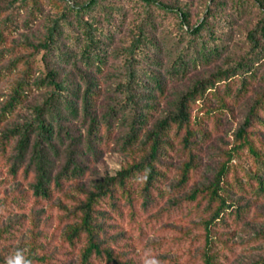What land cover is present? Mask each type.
I'll return each mask as SVG.
<instances>
[{"label":"trees","instance_id":"obj_1","mask_svg":"<svg viewBox=\"0 0 264 264\" xmlns=\"http://www.w3.org/2000/svg\"><path fill=\"white\" fill-rule=\"evenodd\" d=\"M63 1L65 8L49 19L44 38L31 44L33 50L43 52L38 84L46 92L43 99L32 106L30 116L23 123L4 134L5 141L17 137L10 172L32 176L33 194L51 198L63 189L66 181L85 175L88 164L97 159L104 144L99 138L102 127L110 130L113 119L121 117L126 123L124 145L133 146L143 133V146H148L149 150L141 160L128 164L114 175L99 178L83 192L84 197L75 211L79 220L66 233L67 241L81 246L80 264H132L112 247L113 240L122 236L107 230L113 215L121 222L128 219L143 233L196 202L199 205L205 202L209 213L204 220L205 263L220 264L218 253H211L212 228L228 224L229 220L238 225L250 212L248 205H235L225 196L229 164L222 163L208 185L195 187L186 198L160 207L166 192L163 155L171 147L169 135L173 132L187 158L178 180L168 188L171 192L186 189L198 172L197 140L207 134L199 117L198 102L206 104L209 95L218 94L222 88H231L233 84L238 85V96L244 98L253 91L256 82H264V69L260 71L264 67V8L259 9L257 21L247 30V47L235 63L228 69L218 67L207 75L196 76L179 91L173 107L142 132L148 121V110L155 106L152 102L166 94L169 81L184 80L193 69L214 63L223 56L228 43L220 27L232 29L235 21L208 10L192 25L190 16L183 10L178 12L157 0H135L141 7L137 23L131 35L114 49L116 36L127 17L126 7L111 0ZM4 2L13 7L24 0ZM256 5V0H236L234 16L242 17ZM172 12L179 20L173 49V53H177L166 63L161 44L153 39L152 32L157 15L167 16ZM66 35L73 38L75 45L69 51L61 45ZM111 47L120 57L115 76L116 90L121 97L109 106L100 120L93 112L94 102L98 95V78L107 65ZM58 62L69 66L68 72H63ZM28 75V71L25 72L22 84L12 90L2 117L14 112L24 101ZM207 114L212 116L216 111L208 110ZM257 127H264V87L252 98L236 131L239 146L248 149L258 167L254 172L242 169L245 182L234 177L235 186L241 192L264 200V155L254 141ZM122 200H125L124 206ZM254 264H264V257Z\"/></svg>","mask_w":264,"mask_h":264},{"label":"rangeland","instance_id":"obj_2","mask_svg":"<svg viewBox=\"0 0 264 264\" xmlns=\"http://www.w3.org/2000/svg\"><path fill=\"white\" fill-rule=\"evenodd\" d=\"M111 1L127 9L125 23L113 45L115 49L131 35L141 7L135 0ZM157 1L178 12L185 11L190 16L192 25L197 24L211 10L219 16L232 18L235 27H220L226 33L223 37L228 43V49L219 60L193 69L184 80L169 81L166 94L152 102L155 106L148 110V121L142 132L151 128L155 120L173 107L179 91L196 76L207 75L218 67L228 69L235 63L247 47V30L257 21L259 9L264 8V0H256L257 5L252 10L237 17L233 12L236 0ZM64 8L63 0H24L13 7L6 6L4 0H0V264H5L6 257L17 249L24 250L34 264H80L81 246H73L67 241L66 233L79 220L75 211L84 197L83 192L91 188L99 178L114 175L128 164L141 160L149 150L148 146H143V133L133 146L124 145L126 123L123 118L118 117L113 119L110 130L103 126L99 132V138H102L104 144L97 159L88 164L85 175L66 181L63 189L53 197L35 196L31 189L32 176L26 177L20 173L14 175L10 172L17 137L5 141L4 134L17 124L23 123L30 116L32 106L40 102L46 92L38 84L41 76L39 70L43 67V52H36L31 44L44 38L49 19L60 14ZM178 23L174 12L167 16L157 15L152 37L161 44L166 63L177 53H173V49L178 38ZM73 41L70 35H66L62 38L61 45L69 51L75 48ZM114 49L111 47L107 65L98 78V95L95 97L93 112L100 120L105 117L109 106L121 97L116 90L118 83L115 76L120 57ZM60 68L65 73L70 69L62 63ZM263 69L261 67L260 71ZM27 71L29 75L25 81L28 86L24 91V101L14 112L2 117L3 108L10 100L12 90L17 84H22V75ZM263 87V81L256 82L253 91L243 98L237 94L238 85L233 84L231 88H222L218 94L209 95L206 104L198 102L201 109L199 117L207 134L197 140L198 172L186 189L171 192L168 188L178 180L180 169L187 158L180 140L173 132L169 135L171 147L163 155L166 164L163 169L166 175L163 187L166 192L159 203L160 207L170 206L175 200L186 198L195 187L208 185L222 163L229 164V186L225 196L235 205H248L250 212L238 225L229 220L228 224L212 228L210 235L214 239H209L211 253H218L220 258L217 261L220 264H254L264 257V200L241 192L234 183L235 176L246 181L242 169L254 172L258 167L253 157L248 154V149L239 146L236 131L244 119L247 106ZM208 110L216 111V114L209 116ZM254 141L257 149L264 155V127H257ZM124 203L125 200H122L123 206ZM204 203L190 204L178 214L164 219L143 233L128 219L121 222L113 215L107 230L109 233L114 231L113 235L122 236L113 240L115 243L112 247L123 259L132 261V264H154L155 261L160 264H206L203 255L207 240L204 220L209 213L205 210Z\"/></svg>","mask_w":264,"mask_h":264},{"label":"clouds","instance_id":"obj_3","mask_svg":"<svg viewBox=\"0 0 264 264\" xmlns=\"http://www.w3.org/2000/svg\"><path fill=\"white\" fill-rule=\"evenodd\" d=\"M5 264H34V261L25 255L24 250L17 249L6 257ZM154 264H160V262L155 261Z\"/></svg>","mask_w":264,"mask_h":264}]
</instances>
